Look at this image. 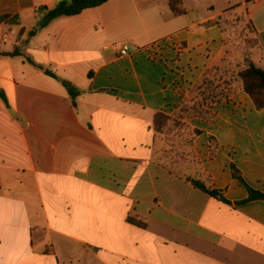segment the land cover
Wrapping results in <instances>:
<instances>
[{
    "label": "crops",
    "instance_id": "0c3cea01",
    "mask_svg": "<svg viewBox=\"0 0 264 264\" xmlns=\"http://www.w3.org/2000/svg\"><path fill=\"white\" fill-rule=\"evenodd\" d=\"M60 1L0 0V53L42 68L0 56V264H264V200L235 205L264 195V110L237 76L247 61L264 69V0H176L178 14L171 0H109L26 42ZM170 36L179 54L119 55ZM47 72L81 92L75 109ZM207 77L226 98L201 105L207 119L179 118ZM157 113L200 132L180 143L181 175L155 162Z\"/></svg>",
    "mask_w": 264,
    "mask_h": 264
},
{
    "label": "trees",
    "instance_id": "16d2710c",
    "mask_svg": "<svg viewBox=\"0 0 264 264\" xmlns=\"http://www.w3.org/2000/svg\"><path fill=\"white\" fill-rule=\"evenodd\" d=\"M108 1L109 0L60 1L56 3L52 9L48 11L46 10L39 26L27 33L26 42L33 38L40 30L45 28L51 21L60 17H72L79 15L85 10L100 7ZM253 1L255 0H245L246 3H251ZM175 2L176 0H171L170 7L174 14H178V12L174 11ZM0 56L7 58H21L23 62L42 70V68L31 58L23 55L18 48H14L12 52L8 53L1 52ZM47 74L50 73L47 72ZM237 76L241 83L242 90L251 98L255 108L257 110H264V69L257 68L251 62L247 61L246 68L240 71ZM60 83L69 97L72 108L75 109V101L81 95V92L65 80H61ZM197 90L198 104H195L191 108V112L183 109V113L179 114V118L185 116L187 118L207 119L210 115L201 109V105L216 104L227 96L221 85H219V83L212 77L204 78ZM0 99L5 103V105H7V101L2 90H0ZM153 125L155 132V162L162 168L166 169L169 173L181 175V164L185 152L181 149L180 143L185 142V144H191L192 138L199 135L200 132L189 128L176 118H170L161 113L154 115ZM185 179L193 186V188L207 194L220 203L230 205V202L225 199L222 191L209 189L204 181L196 177L186 176ZM253 200H264V195L248 189L247 200L237 202L235 205H242ZM129 222L138 227L144 226L140 222L133 219H129Z\"/></svg>",
    "mask_w": 264,
    "mask_h": 264
},
{
    "label": "built area",
    "instance_id": "2783aa9c",
    "mask_svg": "<svg viewBox=\"0 0 264 264\" xmlns=\"http://www.w3.org/2000/svg\"><path fill=\"white\" fill-rule=\"evenodd\" d=\"M172 50L179 54L182 50L181 43L174 37H166L165 39L153 42L145 47L136 48L129 51L127 48H122L119 55L122 58H129L134 54L142 53L151 62L160 61L166 51Z\"/></svg>",
    "mask_w": 264,
    "mask_h": 264
},
{
    "label": "rangeland",
    "instance_id": "374dc122",
    "mask_svg": "<svg viewBox=\"0 0 264 264\" xmlns=\"http://www.w3.org/2000/svg\"><path fill=\"white\" fill-rule=\"evenodd\" d=\"M227 15L232 16L231 21L233 23L234 28L242 32V36H243L244 41L246 42V46L248 50L252 52H258L260 48H259L257 39L253 35V32L250 26L242 19V14L236 13V9L231 8L227 10ZM22 51L25 53L24 48H22ZM13 62L20 65L21 60L19 58H15ZM48 75L54 78L55 80H57L58 85H60L63 88V86L60 83V81L63 79H58L54 73H51Z\"/></svg>",
    "mask_w": 264,
    "mask_h": 264
}]
</instances>
